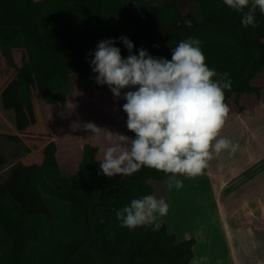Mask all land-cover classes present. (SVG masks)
Wrapping results in <instances>:
<instances>
[{
	"label": "trees",
	"instance_id": "16d2710c",
	"mask_svg": "<svg viewBox=\"0 0 264 264\" xmlns=\"http://www.w3.org/2000/svg\"><path fill=\"white\" fill-rule=\"evenodd\" d=\"M146 1L0 0V49L15 68L12 50L26 51L38 92L48 105L66 104L75 93V77L90 87L106 88L96 83L91 54L99 42L113 40L126 59L129 51L120 37L133 43L134 55L144 49L168 60L180 41L199 39L208 67L231 79V91L225 90L229 115L230 101L243 114L240 98L261 96V87L253 84L264 70V15L259 10V27L245 28L242 15L223 0H185L187 14L182 0H164L152 12L138 11L135 5ZM17 76V100L26 107L33 90ZM99 151L85 144L74 175L59 170L49 157L32 172V188L53 221L28 214L16 200L0 194V264H190L195 238L178 242L164 222L159 231L122 228L114 211L145 195L169 204L170 174L144 167L131 176L109 178L100 169Z\"/></svg>",
	"mask_w": 264,
	"mask_h": 264
},
{
	"label": "rangeland",
	"instance_id": "374dc122",
	"mask_svg": "<svg viewBox=\"0 0 264 264\" xmlns=\"http://www.w3.org/2000/svg\"><path fill=\"white\" fill-rule=\"evenodd\" d=\"M163 2L148 0L135 6L138 11L152 12ZM181 6L187 14L189 4L182 0ZM12 56L16 68L0 49V194L4 199L16 200L28 214H43L53 221L32 188V172L48 157L68 175L77 172L78 152L80 155L87 140L80 137L79 122L88 111L79 113L77 104L71 110L64 105L46 104L38 92L26 51L12 50ZM18 74L33 90L26 107L17 100ZM253 84L261 87V96L243 95L239 100L246 109L243 114L237 113L230 101L233 113L220 134L235 145V151L213 153L196 181L183 180L182 189L173 188V194L166 191L170 209L162 222L177 241L195 238L198 244L197 237L202 239L208 258L202 264H264V70ZM104 87L107 90L101 88L97 95H105L109 87ZM76 89L75 84L72 96ZM83 90L92 92L85 86ZM125 92L127 89L116 100L119 108L123 107ZM122 125L127 128L125 122ZM103 142L99 141L100 145Z\"/></svg>",
	"mask_w": 264,
	"mask_h": 264
},
{
	"label": "clouds",
	"instance_id": "9594fccd",
	"mask_svg": "<svg viewBox=\"0 0 264 264\" xmlns=\"http://www.w3.org/2000/svg\"><path fill=\"white\" fill-rule=\"evenodd\" d=\"M223 3L242 15L243 27H259L255 15L257 10L264 15V0ZM120 40L129 51L126 59L113 46L115 41L104 40L91 54V67L96 83L107 85L115 98H121L124 89H135L123 95L127 128L134 138L85 124L94 136L104 133L107 141L100 169L112 178L131 176L147 167L170 174L167 189L180 190L184 185L178 177L201 176L213 153L235 151V145L220 136L230 111L225 90L231 91V79L228 73L217 79L218 73L206 63L199 39L180 41L171 49V60L154 58L144 49L134 55L133 43L126 37ZM169 209L163 198L145 195L114 211L122 228L151 227L159 231ZM207 259L193 258L190 264H202Z\"/></svg>",
	"mask_w": 264,
	"mask_h": 264
},
{
	"label": "crops",
	"instance_id": "0c3cea01",
	"mask_svg": "<svg viewBox=\"0 0 264 264\" xmlns=\"http://www.w3.org/2000/svg\"><path fill=\"white\" fill-rule=\"evenodd\" d=\"M74 80H75V84L77 87L76 94L74 96L69 97L64 106L67 107V110H71L72 108H70V107L74 104H77V109L79 110V113L83 112V110L88 111L86 113H83L84 114L83 118L80 117V122H79V127L81 128L80 129V131H81L80 137L87 139L82 145V148L80 150V155L78 152V156L80 159L79 161H81L82 150H83V146L85 144H91L93 146H98L100 148V151H99L98 156H97L98 160H100V159H102V155H103L102 150H103V148H105L107 146V141L104 138V133H98L94 136V134L91 131L87 130L84 127V125L87 123H93L98 128L109 131L113 134H117V132H119L118 134H121V135L126 133L125 136L130 137V132H129L128 128H126V126L124 127L122 125V124H124V122L125 123L127 122V120H126L127 117L125 118V115L127 116V114L123 111V107L119 108L120 106H118V102L116 101L117 98H115L113 96V93L111 92L110 89L107 92H105V95H103V96L97 95V94H99L98 93L99 89L88 86L87 83L85 82V80H83L79 77L74 78ZM84 86L88 90L91 89L92 92L90 94H88L86 91L83 90ZM106 90H107V87H106ZM32 96H33V92H32ZM31 99H32V97H31ZM74 99H75V102L73 101ZM30 100L28 103H30ZM124 103H126L125 100L122 101L123 105H124ZM52 106H56V105H52ZM75 109H76V107H75ZM87 114L90 115V117H88ZM108 120H109V122H108ZM110 123H112V125ZM99 141H102V142L104 141V142L102 145H100ZM52 163H53V161H52ZM78 166H79V164H78ZM76 170H78V167L76 168ZM118 178H119V176H118ZM180 179L187 180L188 182H194L197 180L196 178H194V179L180 178ZM226 183H227L226 181H223V184H226ZM196 185H197V183H196ZM225 187H227V184ZM197 240H199V243L196 244L194 247V252H195L194 258H199L201 256H207V251L203 246L202 239L197 237ZM178 242H181V241H178Z\"/></svg>",
	"mask_w": 264,
	"mask_h": 264
},
{
	"label": "bare ground",
	"instance_id": "6f19581e",
	"mask_svg": "<svg viewBox=\"0 0 264 264\" xmlns=\"http://www.w3.org/2000/svg\"><path fill=\"white\" fill-rule=\"evenodd\" d=\"M172 192V194H173V191H171ZM171 194V197H172V199H173V195ZM171 199V198H170Z\"/></svg>",
	"mask_w": 264,
	"mask_h": 264
}]
</instances>
